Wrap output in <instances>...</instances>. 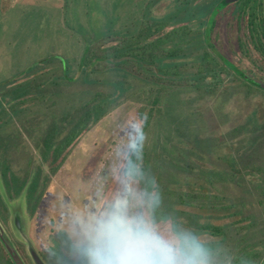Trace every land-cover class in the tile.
Wrapping results in <instances>:
<instances>
[{
  "label": "rangeland",
  "instance_id": "obj_1",
  "mask_svg": "<svg viewBox=\"0 0 264 264\" xmlns=\"http://www.w3.org/2000/svg\"><path fill=\"white\" fill-rule=\"evenodd\" d=\"M174 1L0 0V87L5 92L29 83L19 106L25 112L16 118L25 126L24 142L11 152L10 166L23 176L30 164V179L39 166L42 169L35 194L40 193V199L33 210L26 190L7 196L0 174V192L8 209L7 223L0 222L26 264H33L28 242L40 256L60 243L68 255L77 258V252L68 250V240L86 253L93 246L103 248L107 241L99 237L128 217L146 219L158 234L172 239L175 231L170 222L161 219L165 227L159 233L154 208H150L158 184L177 194L219 198L195 205L192 211L203 213V219L191 223L187 216L176 218L185 226L179 230L200 242L206 236L195 234L196 222L224 227L232 221L227 210H215L225 201L245 205L243 214L236 217H246L241 226L264 224L257 196L240 169L264 165V120L255 123L264 119V93L248 90L234 72L224 76V85L214 94L197 88L188 77L166 78L169 92L162 113L143 132L135 166L126 169L139 125L149 110L152 84L142 77L156 74L134 59L117 60L105 50L137 30L146 7L152 16L161 17L173 10ZM233 9L230 5L217 16L213 46L238 69L264 82V57L250 44L245 19H238ZM86 46L101 57L82 67ZM40 73L45 77L37 78ZM38 83L52 88L41 102L31 99ZM98 92L110 97L100 119L90 124L58 163L42 162L33 144L37 120L49 113L59 119ZM1 101L6 108L16 102L11 96ZM226 160L240 171L235 182L242 189L226 182L232 173ZM164 202L163 216H170ZM212 211L220 218H210ZM205 248L208 264H230L226 251L213 249L209 243ZM87 259L91 264L88 254ZM258 264H264V247Z\"/></svg>",
  "mask_w": 264,
  "mask_h": 264
},
{
  "label": "trees",
  "instance_id": "obj_2",
  "mask_svg": "<svg viewBox=\"0 0 264 264\" xmlns=\"http://www.w3.org/2000/svg\"><path fill=\"white\" fill-rule=\"evenodd\" d=\"M263 4V0H240L232 5L234 6L233 13L236 16L246 18L249 23L246 27L249 41L257 50L263 48L261 50L263 51L262 57H264V26L257 27L253 21ZM228 6L225 0H175L173 10L161 17L152 16L146 7L137 30L133 34L122 36L118 43L105 50L117 60L131 58L155 71L154 77H142L143 80L152 84L149 110L142 126L143 132L149 127L152 119L162 113V106L169 92V84L165 81L166 78L185 76L190 78L197 88L203 89L208 94H214L224 85V76L234 72L248 90L256 88L264 93V89L247 81L243 77L244 71L236 68L231 61L218 54L213 46L211 34L216 18ZM96 54V51L86 46V55L82 58L81 63L82 67L89 66L94 59L101 57ZM51 58L57 59L56 56ZM114 66L120 68L118 63ZM39 75L37 77L39 79L45 77L44 73ZM134 76L137 77L136 74ZM28 85L29 83L12 87L5 92L2 89L3 85L0 87V174L7 196H19L23 190H26L28 203L33 210L40 199V193L37 197L35 194L41 181L42 169L39 166L30 179L29 164L24 175L18 176L11 170L9 160L11 152H16L22 148L24 142L22 129L25 126L21 120L17 121L16 118H18L19 113L25 112V109L19 106L25 100L23 97L26 96ZM35 91L36 95L31 99L41 102L51 94L52 88L46 85L40 87L38 83L35 85ZM7 96H11L17 103L14 101L6 108L1 99ZM109 102L108 94L98 92L84 104L72 109L59 119L54 114L49 113L45 118L37 120L34 127L37 134L33 144L39 151L41 161L50 162V164L58 163L64 153L88 129L90 124L100 119ZM263 120H256V125ZM140 150L141 144L137 148L131 147L126 164L127 170L135 166ZM226 163L232 170L231 176L226 182L242 189L243 187L235 182L240 171L234 168L228 160ZM51 169L55 171L54 167ZM240 169L244 176L249 178V186L257 196L258 204L264 215V165L241 166ZM204 177L210 181V175L206 174ZM152 196L159 197V204L153 210L156 223L160 225L161 231L159 233H162L165 227L164 224L160 223L161 219L170 222L174 231L180 227L185 228L176 221L177 217L187 216L191 223L197 219H203L206 217L203 213L192 211L195 205L200 202L218 201L219 199L213 195L193 192L177 194L168 186L165 187L160 184L156 185ZM164 201L166 202L164 209L167 210L165 212L171 217L163 216V208L161 207ZM241 207H245V205L239 201L236 203L225 201L224 205L215 210H227L228 216L233 218L232 221L224 227L204 223L197 224L196 222L194 224L195 234L206 236V239L200 242L206 252L208 251L205 248L207 243L213 245V249L221 248L223 250L221 252L226 251L224 254L231 259L230 264H258L260 248L264 247V224L261 226V224L251 223L245 227L244 225L241 226L240 224L247 220L246 217L236 219L238 215L243 214ZM212 212L214 214L210 218H220L216 211ZM7 214L8 209L0 192V221L4 224L7 223ZM68 247L69 251L78 253L77 258L68 255L67 250L63 249L60 243L47 248L41 256L47 264H88L87 253L84 248H79L69 240ZM221 252L219 254H222ZM0 264H14L1 242Z\"/></svg>",
  "mask_w": 264,
  "mask_h": 264
},
{
  "label": "clouds",
  "instance_id": "obj_3",
  "mask_svg": "<svg viewBox=\"0 0 264 264\" xmlns=\"http://www.w3.org/2000/svg\"><path fill=\"white\" fill-rule=\"evenodd\" d=\"M142 126L141 122L133 148L145 138ZM118 189L119 185L114 191ZM158 204L159 197H153L150 208ZM118 225L99 237L107 241L103 248L87 250L91 264H208L203 245L188 232L175 229L174 237L168 239L150 227L148 220L135 217L121 219Z\"/></svg>",
  "mask_w": 264,
  "mask_h": 264
},
{
  "label": "water",
  "instance_id": "obj_4",
  "mask_svg": "<svg viewBox=\"0 0 264 264\" xmlns=\"http://www.w3.org/2000/svg\"><path fill=\"white\" fill-rule=\"evenodd\" d=\"M239 0H225L226 4H231L237 2ZM243 77L253 83L254 85L264 89V82L258 79L253 78L251 75L243 73ZM0 242L5 249L6 253L9 255L11 260L14 264H26L25 261L20 256L18 250L15 248L14 244L10 240L9 236L7 235L6 231L4 230L1 222H0ZM28 252L31 257L33 264H47L40 254L36 251V249L28 242Z\"/></svg>",
  "mask_w": 264,
  "mask_h": 264
},
{
  "label": "flooded vegetation",
  "instance_id": "obj_5",
  "mask_svg": "<svg viewBox=\"0 0 264 264\" xmlns=\"http://www.w3.org/2000/svg\"><path fill=\"white\" fill-rule=\"evenodd\" d=\"M240 1V0H239ZM264 1V0H263ZM236 3V2H234ZM234 3H231V4H227V5H234ZM234 7V6H233ZM238 19H245V25L246 27H248L249 23L247 22L246 18H243V17H239V16H236ZM253 24L257 25V27H261V26H264V4L261 6L260 10H258V13L256 15V19L253 21ZM250 44L252 45V43L250 42ZM252 47L262 56V52L261 50H263V48H260V50H257L255 48L254 45H252ZM237 68V67H236Z\"/></svg>",
  "mask_w": 264,
  "mask_h": 264
}]
</instances>
